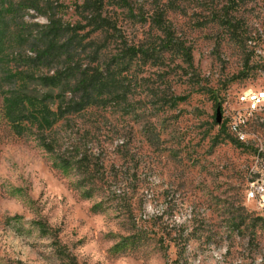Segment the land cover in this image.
Returning a JSON list of instances; mask_svg holds the SVG:
<instances>
[{
  "label": "rangeland",
  "instance_id": "374dc122",
  "mask_svg": "<svg viewBox=\"0 0 264 264\" xmlns=\"http://www.w3.org/2000/svg\"><path fill=\"white\" fill-rule=\"evenodd\" d=\"M81 2L0 0V264H264V218L245 195L264 114L248 143L219 126L241 91L264 89V0L109 5L148 54L116 60L119 94L58 121L67 139L50 152L11 120L52 73L31 51L48 16L72 26Z\"/></svg>",
  "mask_w": 264,
  "mask_h": 264
},
{
  "label": "trees",
  "instance_id": "16d2710c",
  "mask_svg": "<svg viewBox=\"0 0 264 264\" xmlns=\"http://www.w3.org/2000/svg\"><path fill=\"white\" fill-rule=\"evenodd\" d=\"M109 5L123 8L129 3L128 0H82L75 6L79 21L72 26L61 18L48 16L45 31L31 51L39 64L53 62L54 66L50 75L38 77L37 84L44 89L43 93L26 98V107L23 103L22 111L12 118L18 136L34 134L46 151L59 150L67 138L57 133L56 123L112 101L119 94L116 79L122 71L116 60L123 63L126 57L148 54L143 45L127 43L109 14ZM164 14V9L153 13L154 22L162 31L167 29L162 25ZM172 43L166 42V47ZM113 49L118 53L112 54ZM183 55L190 64L189 50L184 48ZM115 56L119 57L115 59ZM217 108L222 113L219 104ZM219 126L221 130L227 128L223 122Z\"/></svg>",
  "mask_w": 264,
  "mask_h": 264
},
{
  "label": "built area",
  "instance_id": "2783aa9c",
  "mask_svg": "<svg viewBox=\"0 0 264 264\" xmlns=\"http://www.w3.org/2000/svg\"><path fill=\"white\" fill-rule=\"evenodd\" d=\"M238 108L227 121L229 133L239 142L248 143L244 128L249 121L264 114V89H247L237 95ZM250 173L254 177L245 192L248 201H254L260 214L264 215V142L254 146Z\"/></svg>",
  "mask_w": 264,
  "mask_h": 264
},
{
  "label": "water",
  "instance_id": "95a60500",
  "mask_svg": "<svg viewBox=\"0 0 264 264\" xmlns=\"http://www.w3.org/2000/svg\"><path fill=\"white\" fill-rule=\"evenodd\" d=\"M215 119H216V122H217V123L220 122V119H221V112H220L219 108H217V110H216Z\"/></svg>",
  "mask_w": 264,
  "mask_h": 264
}]
</instances>
